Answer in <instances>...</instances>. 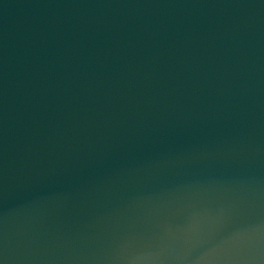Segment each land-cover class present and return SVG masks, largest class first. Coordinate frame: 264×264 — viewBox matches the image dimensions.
<instances>
[{"label": "water", "instance_id": "1", "mask_svg": "<svg viewBox=\"0 0 264 264\" xmlns=\"http://www.w3.org/2000/svg\"><path fill=\"white\" fill-rule=\"evenodd\" d=\"M0 264H264V0H0Z\"/></svg>", "mask_w": 264, "mask_h": 264}]
</instances>
